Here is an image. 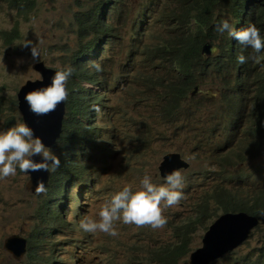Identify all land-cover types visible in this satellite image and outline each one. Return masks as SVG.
Masks as SVG:
<instances>
[{"label": "clouds", "instance_id": "1", "mask_svg": "<svg viewBox=\"0 0 264 264\" xmlns=\"http://www.w3.org/2000/svg\"><path fill=\"white\" fill-rule=\"evenodd\" d=\"M80 1V5L76 0L75 3L79 8H85L90 0ZM108 1L99 3L97 0L93 12H76L74 15L75 19L80 14L81 18L87 20L91 30H94L92 37L96 49L93 57L105 52L103 37L114 27L113 21L103 17L102 5L105 6ZM115 1L118 3L121 0ZM122 2L126 7L129 35L119 43L123 52L114 51L112 58L122 59L125 77L127 72L138 70L139 73L133 75V78L140 82L142 91L139 93L144 94L146 100L152 98L155 106V114L152 115L163 127L162 134L167 136L169 143L158 165L165 156L174 153L179 154V160H183L184 164L168 175H163L159 168L165 183H152L151 177L145 174L140 182V190L134 192L130 185L123 187L101 208L99 219L85 217L79 227L87 233L101 232L111 237H117L120 231L127 235L126 240L149 230L170 228L167 239L146 246L147 264H173V253L185 247L188 251L179 256L177 264L185 260L192 264L191 254L204 247L205 236H208L214 225L223 220L225 215L244 213L254 219L255 225L250 229L244 225L243 230L235 235V246L209 264H217L218 261L220 264H226L227 261L234 264L254 261L259 254L256 249L264 248V215L260 217L243 209L225 210L219 198L233 202L264 198V1H259L261 7L257 8H252L248 2L242 8L230 6L229 3L216 4L203 22L191 18L189 23H185L181 10L174 7L172 0H164L161 4H155L153 0ZM186 6L191 12L198 10L197 0H187ZM91 13H94V20L88 17ZM113 36L118 38L116 31ZM84 44L86 42L80 43L81 49ZM23 45H31L33 59H40V52L32 41H26ZM148 49L165 50L176 55L179 60L157 57L154 62L157 66L153 71V63L145 67L138 64L144 61ZM197 57L198 62L194 67L190 70L183 68L184 61ZM94 68L97 72L103 71L98 63ZM72 73L70 67L58 70L48 86L27 92L25 101L29 111L36 116L49 115L61 103H65L69 97L67 85ZM84 85L95 96L91 106L92 118L96 116L94 106L101 100V95L95 93L91 82L85 81ZM111 86L112 82L107 79L104 89ZM15 101L18 107V100ZM216 102L220 104V112L211 119L209 106ZM68 112L67 104L61 136L51 146L36 137L34 130L26 123H17L6 131H0V180L14 177L19 169L27 173V188L33 194L46 193L42 200V214L46 223L35 225L28 236L15 233L26 240V252L17 257L3 245L12 258L24 259L23 264L57 262L59 242L56 240V232H62L61 229L67 226L64 217L67 202L82 203V199L98 182L97 177L88 173L79 156L80 149H102L98 141L100 137L95 138L96 131H89L96 144L78 147L75 154L76 163L85 168L84 175L78 177L71 173L65 177L60 174L57 180L53 179L61 163L60 153L56 156L48 147H54L61 141L65 123L70 116ZM112 120L105 115L106 123ZM84 122L92 124L91 119H84ZM129 124L135 126V131H139L143 141L141 145L146 148L145 136L138 129L135 117L130 119ZM97 127L101 128L99 131L103 129L100 125ZM219 130L226 131L228 135L225 144H230L237 134L241 136V141L232 153L219 157L216 164L204 163L199 155H196L192 164L180 150L173 149L177 145L195 154L208 153L211 139ZM37 156L40 157L39 161L34 159ZM183 169L191 170V175L206 179L209 187L204 188L184 180L180 172ZM233 169L238 172L233 173ZM38 171L48 172L49 178L46 185L38 181L34 192L30 186V172ZM81 183H84L82 189L74 191L73 188ZM178 205L186 206L192 216L171 226L169 217ZM179 230L187 232L188 239H180L177 236ZM196 234L200 235V240L195 244ZM259 234L262 235L256 241ZM70 241L71 238H65L66 244ZM245 244L249 250L242 252L241 248Z\"/></svg>", "mask_w": 264, "mask_h": 264}, {"label": "rangeland", "instance_id": "2", "mask_svg": "<svg viewBox=\"0 0 264 264\" xmlns=\"http://www.w3.org/2000/svg\"><path fill=\"white\" fill-rule=\"evenodd\" d=\"M37 2V7L30 18L25 20L0 1V99L3 110L0 115V131H6L17 123H24L15 100L19 88L27 80L41 78V75L32 68L35 62L42 60L49 67L58 70L79 67L81 63L77 60L76 50L80 48V43L93 40L94 30L89 31L88 35L82 38L76 34L78 26L74 15L76 12H93L97 0H90L85 8H79L75 0H37ZM163 2L164 0H153L155 4ZM102 6L103 17L113 21L114 27L103 37L105 52L92 59L98 61L103 69L97 72V75L109 79L112 86L109 89L93 87L95 93L101 95V100L94 106L96 116L91 120L92 124L103 126L99 133L95 132V138L100 137L98 141L102 149L91 147L79 151L82 164L91 176L98 178V182L82 199V203L67 202V213L64 215L67 226L61 229L62 232H56L59 250L58 260L54 264H73V262L74 264H147L146 246L167 239L170 233V228L149 230L138 237L126 240L127 235L120 231L117 237H111L101 232L87 233L79 227L85 217L99 219L98 213L101 208L123 187L130 185L134 192L140 190V182L145 174L151 177L152 183H165L158 163L165 154L164 148L169 143L167 136L162 134L163 127L152 115L155 114L152 98L146 100L144 94L139 93L142 91L140 82L133 78V75L139 73L138 70L127 72L125 77V64L122 59L112 58L114 51L123 52V49L119 48V43L129 35L125 4L122 0L118 3L110 0ZM17 21L21 36L8 44L2 31L11 30ZM115 31L118 35L117 39L113 36ZM26 41H32L39 50V60L33 59L31 45L28 47L23 45ZM93 55L95 54L92 53L91 56ZM103 62L106 63L103 65ZM219 112V102L210 104L211 119H214ZM105 115L113 118L112 122L106 123ZM133 117L138 121V129L145 136L146 148L141 145L143 141L139 131H135V126L129 124ZM9 119L13 121L12 124L7 123ZM69 132H72V129ZM227 138L226 131H216L209 144L208 153L195 154L177 145L173 149L180 150L192 164L196 155H199L206 164H216L219 157L232 153L241 141L239 134L233 137L230 144H225ZM61 146L59 140L54 147L48 148L58 156ZM246 165L249 166L247 163ZM180 172L184 180L192 181L204 188L209 187L206 179L191 175V170L183 169ZM232 172L237 173L238 170L233 169ZM27 183V173L20 172L19 169L14 177L0 180V264H23L24 261V259L12 258L4 249L3 245L7 237L15 233L28 236L35 225L46 223L42 214V200L46 197V193L33 194L27 188ZM83 186L84 183H81L73 189L78 192ZM190 216L192 213L186 206L178 205L170 214V225L176 226ZM261 235L257 236L256 241ZM66 237L71 238L69 244L65 242ZM199 240L200 235L196 234L195 244ZM248 250L246 244L241 248L242 252ZM182 264L189 263L185 260ZM217 264H220V261Z\"/></svg>", "mask_w": 264, "mask_h": 264}, {"label": "trees", "instance_id": "3", "mask_svg": "<svg viewBox=\"0 0 264 264\" xmlns=\"http://www.w3.org/2000/svg\"><path fill=\"white\" fill-rule=\"evenodd\" d=\"M7 4L9 9L15 10L19 17H22L25 20L30 18L31 13L37 7V0H0ZM105 0H99L100 2H104ZM259 1L264 0H197L198 2V10L196 12H191L186 6L187 0H172L174 7L178 10H181L183 19L185 23H189L191 18H196L199 22H203L207 17L208 13L212 9V7L216 4L227 5L229 3L230 6L244 7L247 2L250 3L252 8L261 7V3ZM78 5L81 4L80 0H76ZM91 20H94V13L88 15ZM75 22L78 26L76 30L77 35L82 38L85 34H88L91 31V27L87 25V20H84L80 17V14L75 17ZM17 24L13 26L11 30L2 31L5 41L8 44H11L16 39L20 38L21 32ZM96 49V42L93 39L90 42H87L83 49L79 48L76 50L77 60L81 63L79 67L72 68L73 73L68 81L69 87V97L67 100L68 110H69V118L65 123V133L61 139L62 146L60 152V166L55 170L54 180H57L60 177V174H63L65 177L68 174L73 176L82 177L85 173V168L83 165L76 163L75 154L77 152V148H82L84 145H95L96 140L91 137L90 132L99 131L97 126L92 124H86L84 119L90 120L91 115V106L94 101L95 96H92V90L90 88H86L84 85L85 81L91 82L94 86L105 87L107 79L100 78L97 75V71L95 70L94 65L99 64L98 61L94 63L92 61V53H94ZM161 58L163 60H168L167 57H170L174 61H178V57L176 55H171L165 50L154 51L148 49L145 52V59L141 62H138L139 65L145 67L152 64V69L155 71L156 64L155 59ZM198 62V57L193 58L187 61H184L183 68L190 70L194 67ZM106 62H103L104 65ZM147 64V65H146ZM90 66H93L92 68ZM153 77H155L153 73ZM149 81V80H148ZM152 85L154 84L151 79ZM16 103V101H15ZM2 104L0 99V115L3 112ZM76 115H79V118H76ZM8 124H12L11 119L7 121ZM134 124V121H133ZM72 129V132L69 130ZM88 133V134H87ZM72 173V174H71ZM248 202H233L232 200H228L225 198H219L220 205L226 209H243L249 212H252L254 215L263 217L264 215V198L247 200ZM177 236L182 239H188L189 235L187 232L183 230H179ZM188 248H182L177 250L171 256L173 264H177L179 256L187 253ZM259 252L258 256L254 258V261H249L245 264H264V248L256 249ZM226 264H234L230 261H227Z\"/></svg>", "mask_w": 264, "mask_h": 264}, {"label": "water", "instance_id": "4", "mask_svg": "<svg viewBox=\"0 0 264 264\" xmlns=\"http://www.w3.org/2000/svg\"><path fill=\"white\" fill-rule=\"evenodd\" d=\"M32 68L40 75V79L27 80L19 89L17 93L18 109L22 115L24 123L30 126L35 136L43 140L45 145L51 146L55 144L56 140L61 136L63 129L64 117L67 113V101L61 103L58 108L49 115L36 116L33 115L28 108L25 101V95L29 91L37 90L48 86L51 83V78L58 71L45 64L44 61L35 62ZM67 91L69 89L67 85ZM34 159L40 160L37 156ZM184 164L183 160H179V154L174 153L164 157L159 168L163 175H168ZM32 174L30 186L36 192L38 181H46L49 178V173L44 171L30 172ZM250 229L255 225L253 218L248 217L244 213L232 215H225L224 219L219 221L212 227V230L205 236L204 247L198 248L191 254L192 264H209L216 260L221 255L227 253L231 247L235 246V235L243 230V226ZM231 240V244H230ZM239 241L241 238L238 239ZM5 248L12 252L15 256L20 257L26 252V240L20 235L14 234L8 237L4 243Z\"/></svg>", "mask_w": 264, "mask_h": 264}, {"label": "bare ground", "instance_id": "5", "mask_svg": "<svg viewBox=\"0 0 264 264\" xmlns=\"http://www.w3.org/2000/svg\"><path fill=\"white\" fill-rule=\"evenodd\" d=\"M100 104V103H99ZM99 107V106H98Z\"/></svg>", "mask_w": 264, "mask_h": 264}]
</instances>
